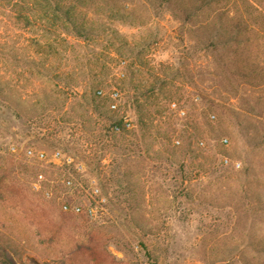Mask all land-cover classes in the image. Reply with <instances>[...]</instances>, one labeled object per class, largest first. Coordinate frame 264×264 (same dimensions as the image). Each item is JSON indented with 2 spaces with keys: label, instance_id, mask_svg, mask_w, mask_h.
I'll return each instance as SVG.
<instances>
[{
  "label": "rangeland",
  "instance_id": "1",
  "mask_svg": "<svg viewBox=\"0 0 264 264\" xmlns=\"http://www.w3.org/2000/svg\"><path fill=\"white\" fill-rule=\"evenodd\" d=\"M30 2L0 0V264H264V0L215 50L159 1Z\"/></svg>",
  "mask_w": 264,
  "mask_h": 264
},
{
  "label": "trees",
  "instance_id": "2",
  "mask_svg": "<svg viewBox=\"0 0 264 264\" xmlns=\"http://www.w3.org/2000/svg\"><path fill=\"white\" fill-rule=\"evenodd\" d=\"M19 1H31L33 4L37 0H19ZM159 1L161 4H165L172 17H174L179 24L187 25L185 28L186 35L192 36L197 44L203 49L215 50L217 47L228 49L231 43L236 42V37L239 35L241 25L243 24L240 15L233 13L228 14V3L227 0H154ZM30 2V3H31ZM159 3V4H160ZM46 4V3H45ZM49 6L50 4L47 3ZM46 16L54 14L57 8L52 9L47 7L44 9ZM207 11L205 17L201 16ZM55 15V14H54ZM68 19L69 16L66 13L61 14ZM235 46L234 49H236ZM228 64H225L227 67ZM121 121L114 122L118 124ZM113 124V125H114ZM112 125V126H113ZM1 256L4 261H9L6 252L0 250Z\"/></svg>",
  "mask_w": 264,
  "mask_h": 264
},
{
  "label": "built area",
  "instance_id": "3",
  "mask_svg": "<svg viewBox=\"0 0 264 264\" xmlns=\"http://www.w3.org/2000/svg\"><path fill=\"white\" fill-rule=\"evenodd\" d=\"M97 92H98L99 94H102V91H101V90H98ZM109 97H110V102H109L108 106H109L110 109L113 110V109L116 108V105H117V104H116V101H117L118 98H119V92H118L116 89H114L113 91L110 92ZM170 106H171V108L176 109L180 115H182V114L184 113V111H183L182 109H179V108L176 107L175 102H171V103H170ZM130 125H131V123H130L129 118H123V119L121 120L120 123H118V124H114L111 128H112V130H113L114 132H119V131L122 130V129H127V128H129ZM226 141H227L226 138H223V139H222V142H226ZM26 154H28V155H33V152H32L31 149H27V150H26ZM58 154H59V152L57 151V152H55V153L53 154V156L55 157V156H57ZM34 155H35L37 158H39V159H42V158L45 157V154H44L43 151H38V152H36ZM69 159H70V158L67 157L65 160H66L67 162H69ZM223 161H224L225 163H227V162H228V159H227L226 157H224V158H223ZM234 165H237V164L234 163ZM64 182H65L66 185H71V183H72V181H71L70 178H66V180H65ZM90 191H91V193H92L93 195H99V188H98L97 185H95V184H91V185H90ZM99 200L103 201V197H99ZM61 207H62V209H63L64 211H72V212H79V211H81V208H80L79 205H77V204H70V203H68V202H63V203L61 204ZM90 211H92V209H90Z\"/></svg>",
  "mask_w": 264,
  "mask_h": 264
}]
</instances>
